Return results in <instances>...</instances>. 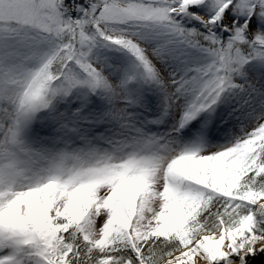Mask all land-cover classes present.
Here are the masks:
<instances>
[{
	"label": "snow or ice",
	"instance_id": "1",
	"mask_svg": "<svg viewBox=\"0 0 264 264\" xmlns=\"http://www.w3.org/2000/svg\"><path fill=\"white\" fill-rule=\"evenodd\" d=\"M0 264H264V0H0Z\"/></svg>",
	"mask_w": 264,
	"mask_h": 264
}]
</instances>
